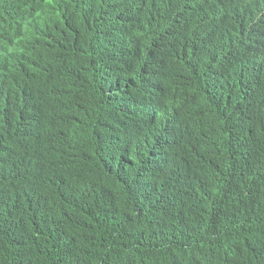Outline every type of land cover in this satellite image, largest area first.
<instances>
[{"label":"trees","instance_id":"obj_1","mask_svg":"<svg viewBox=\"0 0 264 264\" xmlns=\"http://www.w3.org/2000/svg\"><path fill=\"white\" fill-rule=\"evenodd\" d=\"M0 264H264V0H0Z\"/></svg>","mask_w":264,"mask_h":264}]
</instances>
